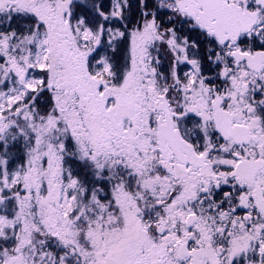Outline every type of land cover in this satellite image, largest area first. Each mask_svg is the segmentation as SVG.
I'll return each mask as SVG.
<instances>
[{
	"label": "snow or ice",
	"instance_id": "obj_1",
	"mask_svg": "<svg viewBox=\"0 0 264 264\" xmlns=\"http://www.w3.org/2000/svg\"><path fill=\"white\" fill-rule=\"evenodd\" d=\"M0 264H264V0H0Z\"/></svg>",
	"mask_w": 264,
	"mask_h": 264
}]
</instances>
